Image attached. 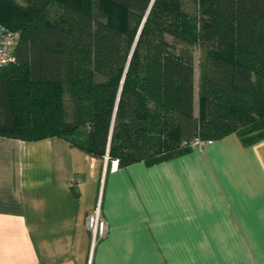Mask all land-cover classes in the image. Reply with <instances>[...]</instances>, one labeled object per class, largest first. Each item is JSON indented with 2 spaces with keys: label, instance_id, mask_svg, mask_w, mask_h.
<instances>
[{
  "label": "trees",
  "instance_id": "16d2710c",
  "mask_svg": "<svg viewBox=\"0 0 264 264\" xmlns=\"http://www.w3.org/2000/svg\"><path fill=\"white\" fill-rule=\"evenodd\" d=\"M0 134L108 164L264 138V0H0Z\"/></svg>",
  "mask_w": 264,
  "mask_h": 264
},
{
  "label": "crops",
  "instance_id": "0c3cea01",
  "mask_svg": "<svg viewBox=\"0 0 264 264\" xmlns=\"http://www.w3.org/2000/svg\"><path fill=\"white\" fill-rule=\"evenodd\" d=\"M0 264H264V138L113 168L61 137L0 134Z\"/></svg>",
  "mask_w": 264,
  "mask_h": 264
},
{
  "label": "built area",
  "instance_id": "2783aa9c",
  "mask_svg": "<svg viewBox=\"0 0 264 264\" xmlns=\"http://www.w3.org/2000/svg\"><path fill=\"white\" fill-rule=\"evenodd\" d=\"M16 35L14 31H10L3 26H0V68L12 61H14V48L16 44ZM212 140H200L196 139L194 145L202 147L203 145L210 143ZM105 160L108 159L107 155L104 156ZM117 165V160L111 161V166L114 168ZM80 181L79 176H74L70 180V186L73 187ZM85 226L90 231V248L91 250L96 243L102 239L108 231V223L103 217L100 210V199H98L94 209L86 215Z\"/></svg>",
  "mask_w": 264,
  "mask_h": 264
}]
</instances>
